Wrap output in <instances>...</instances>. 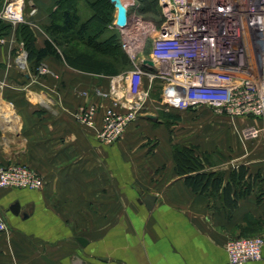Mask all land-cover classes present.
I'll return each instance as SVG.
<instances>
[{"label":"crops","instance_id":"obj_1","mask_svg":"<svg viewBox=\"0 0 264 264\" xmlns=\"http://www.w3.org/2000/svg\"><path fill=\"white\" fill-rule=\"evenodd\" d=\"M56 1L35 0L36 15L26 20L37 47L48 38L44 26ZM17 42L14 31L0 39V169L24 164L45 182L0 187L7 221L0 264H228L230 238L264 236V130L242 136L262 121L210 117L197 153L203 171L223 181L196 192L176 171V143L148 126L153 114L146 111L116 142L98 138L111 101L94 90L107 89L108 76L52 55L43 61L50 72L39 76L32 63L17 64ZM90 102L100 105L94 126L76 118ZM147 194L156 197L151 208ZM246 264H264V246L262 258Z\"/></svg>","mask_w":264,"mask_h":264},{"label":"built area","instance_id":"obj_2","mask_svg":"<svg viewBox=\"0 0 264 264\" xmlns=\"http://www.w3.org/2000/svg\"><path fill=\"white\" fill-rule=\"evenodd\" d=\"M126 26L119 28L121 44L132 67L108 76L107 89L94 95L111 101L97 131L105 143L118 141L127 128L146 112L152 90L160 87L159 100L177 111L209 107L218 114L262 121L249 126L243 138L258 137L264 130V0H158L157 19L140 12L132 0ZM24 0H10L0 17L25 23ZM16 55L20 68L28 67L24 43ZM50 72L46 63L35 71ZM100 105L82 106L76 118L94 126ZM44 178L24 164L0 169V187L40 189ZM7 221L0 211V232ZM263 235L237 236L226 243L228 264L260 260Z\"/></svg>","mask_w":264,"mask_h":264},{"label":"trees","instance_id":"obj_3","mask_svg":"<svg viewBox=\"0 0 264 264\" xmlns=\"http://www.w3.org/2000/svg\"><path fill=\"white\" fill-rule=\"evenodd\" d=\"M79 0H57L56 8L50 14L52 23L44 29L48 33L43 47L36 46V36L27 23H20L17 37L24 43L28 63L34 71L46 56L52 55L78 70L111 76L123 69L132 67V62L124 51L119 30L106 35L110 25L115 26L111 0H86L93 13L87 19H81L78 11ZM140 12L150 18L159 16L158 0H138ZM11 32L8 22L0 21V39ZM116 48L121 56L116 60L110 51ZM199 147L184 143L174 145V161L178 174L185 176L186 182L196 192L219 189L222 176L216 172L203 171L205 163L198 155ZM226 188L224 190L226 191ZM235 206L237 202L226 201Z\"/></svg>","mask_w":264,"mask_h":264},{"label":"rangeland","instance_id":"obj_4","mask_svg":"<svg viewBox=\"0 0 264 264\" xmlns=\"http://www.w3.org/2000/svg\"><path fill=\"white\" fill-rule=\"evenodd\" d=\"M10 0H0V12L5 8L7 3ZM132 0H127V4L132 7L130 4ZM35 0H24V14L25 19L28 21V17H34ZM113 3V2H112ZM128 6V7H129ZM81 19H87L90 16V13H93L92 9L88 4H84L81 8H78ZM51 12V11H50ZM112 14L114 16V21L116 20L117 11L113 3ZM52 19V18H51ZM0 21L3 23L8 22L11 31L17 36L18 27L22 26L20 23L13 24L7 20H4L0 17ZM26 23V22H25ZM52 23V20L50 24ZM115 23V22H114ZM50 24L45 25L48 27ZM44 26V27H45ZM115 26H111L107 29L106 35H111L115 32ZM46 31V30H45ZM47 33V31H46ZM48 36V33H47ZM18 38V37H17ZM21 42V40L18 39ZM20 42H17L15 48V55H18L21 50ZM110 55L118 59L117 57L121 56L120 52L113 48L110 51ZM118 55V56H117ZM119 60V59H118ZM18 64V63H17ZM125 69L121 70L119 73L123 72ZM118 73V74H119ZM160 87L156 85L152 90L151 99L148 101L146 111L150 114H153L155 119L149 120L150 123L148 126L155 130L156 138H159V135H167L175 143H185L190 145H197L201 136L207 135L206 127L210 124L211 116L219 115L213 109L209 107H201L196 110L188 111H177L172 109H167L159 100Z\"/></svg>","mask_w":264,"mask_h":264},{"label":"water","instance_id":"obj_5","mask_svg":"<svg viewBox=\"0 0 264 264\" xmlns=\"http://www.w3.org/2000/svg\"><path fill=\"white\" fill-rule=\"evenodd\" d=\"M116 8V26L122 28L126 26L128 20V4L127 0H111ZM154 195L147 194L145 197V201L147 202L149 208L152 207V204L155 200Z\"/></svg>","mask_w":264,"mask_h":264}]
</instances>
